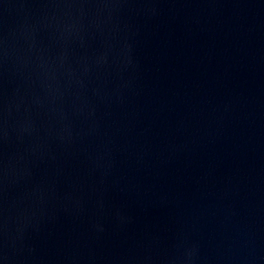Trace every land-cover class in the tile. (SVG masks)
Listing matches in <instances>:
<instances>
[{"label":"water","instance_id":"water-1","mask_svg":"<svg viewBox=\"0 0 264 264\" xmlns=\"http://www.w3.org/2000/svg\"><path fill=\"white\" fill-rule=\"evenodd\" d=\"M0 264H264V0H0Z\"/></svg>","mask_w":264,"mask_h":264}]
</instances>
